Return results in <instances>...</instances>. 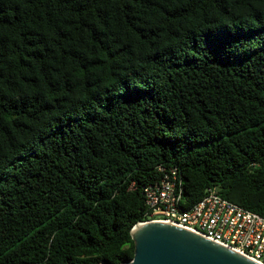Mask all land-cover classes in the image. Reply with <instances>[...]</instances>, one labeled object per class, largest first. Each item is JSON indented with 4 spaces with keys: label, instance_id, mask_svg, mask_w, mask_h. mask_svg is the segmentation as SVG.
<instances>
[{
    "label": "trees",
    "instance_id": "1",
    "mask_svg": "<svg viewBox=\"0 0 264 264\" xmlns=\"http://www.w3.org/2000/svg\"><path fill=\"white\" fill-rule=\"evenodd\" d=\"M176 167L264 215V0H0V264H121Z\"/></svg>",
    "mask_w": 264,
    "mask_h": 264
},
{
    "label": "built area",
    "instance_id": "2",
    "mask_svg": "<svg viewBox=\"0 0 264 264\" xmlns=\"http://www.w3.org/2000/svg\"><path fill=\"white\" fill-rule=\"evenodd\" d=\"M161 177L142 188L144 222H163L186 229L256 264H264V215L249 211L207 189L185 207L184 181L176 167L158 166Z\"/></svg>",
    "mask_w": 264,
    "mask_h": 264
},
{
    "label": "water",
    "instance_id": "3",
    "mask_svg": "<svg viewBox=\"0 0 264 264\" xmlns=\"http://www.w3.org/2000/svg\"><path fill=\"white\" fill-rule=\"evenodd\" d=\"M132 260L121 264H256L178 226L141 222L131 230Z\"/></svg>",
    "mask_w": 264,
    "mask_h": 264
}]
</instances>
